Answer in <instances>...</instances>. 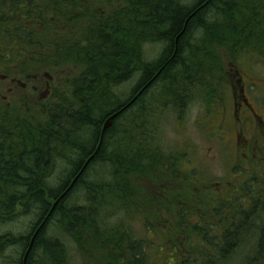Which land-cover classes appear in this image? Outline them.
<instances>
[{"label": "trees", "instance_id": "1", "mask_svg": "<svg viewBox=\"0 0 264 264\" xmlns=\"http://www.w3.org/2000/svg\"><path fill=\"white\" fill-rule=\"evenodd\" d=\"M151 43L165 45L152 63L144 51ZM252 54L264 61V0H0V75L27 85L47 78L33 90L50 95L35 101L26 116L0 104V123L25 124V160L0 161V217H15L23 200L25 212L36 217L25 236L1 235L0 253L21 242L15 263L63 264L66 247L47 236L56 218L90 257L88 264H152L153 254L162 264L264 263V164L257 172L244 169L251 189L230 180L211 185L194 165L191 175L182 170L186 177H179V159L156 163L162 155L147 125L141 127L148 123L147 109L138 106L159 86L166 103L202 99L216 116L229 89L224 58L234 62ZM64 66L73 69L69 85L53 90L54 79L61 80L55 72ZM136 72L141 77L128 87ZM60 163L58 186L51 188L47 180ZM98 163L111 165L109 180L87 179ZM143 176L155 182L157 194L133 180ZM78 190L79 205L63 208ZM108 206L123 221L109 226L100 213ZM135 220L143 225L142 237L131 227ZM156 234L166 237L163 246L151 245ZM39 248L43 256L35 261ZM245 248L251 253L239 260Z\"/></svg>", "mask_w": 264, "mask_h": 264}, {"label": "rangeland", "instance_id": "2", "mask_svg": "<svg viewBox=\"0 0 264 264\" xmlns=\"http://www.w3.org/2000/svg\"><path fill=\"white\" fill-rule=\"evenodd\" d=\"M164 46L165 45L161 43H151L145 45L144 51L146 61L152 63V61L157 59V57H159V55L163 51L162 49L164 48ZM252 55L253 56L242 55L241 57L243 58H240V61L234 62L230 61V59H227V57L224 58L225 67L230 72L228 86L233 83L234 87L232 94L230 89H226V93L231 97L229 102L226 101V106H228V116L226 117L228 123L227 125L230 128L225 132H221L223 133V135L221 133H217V131H219L218 129L223 118L222 114L224 113V110L220 111V113L216 116H213L214 113L213 115H210L209 111H207V103L205 100L200 99L199 101L194 98V100L191 99L184 105H181V102L178 101L177 106H173L170 102L166 103V98L162 99L160 97V87L158 86L155 87L145 97H143L144 99H142V101L140 100L138 102V106L144 104V108L147 109L146 111L148 123L146 124L144 122L141 127L147 125V132L153 138L154 144L162 155L161 157H156L155 160L157 164L163 166L164 164L170 163L169 161H172L173 158L174 160L179 159L180 164L177 165L181 168L180 170H178L179 177H186V173L191 175V171L194 170L191 167L192 165H194L200 167L199 170L202 169L207 173V177L208 179L210 178L211 185H215L216 182L219 181L224 182L230 180L233 181L234 184L238 183V187L241 185L245 188H252L249 182L251 175H248L247 172L244 171V169L247 168L251 162L243 163L240 160L241 157L246 156L245 153L247 151L245 147H242L243 143L249 144L250 142L252 144V149H254L255 147H259L264 143V139L261 137V135L254 136L255 134H257L255 131L257 129L253 127L256 125L258 126L259 124H262V122H264V61L258 59V56H255L254 54ZM55 73L61 80H56L57 78L54 79L55 82L52 86L54 88L53 90L60 87L64 88L66 86L65 83H67V86L69 85V82L67 81L73 73V69L71 67H60ZM43 74L44 73L42 72V75ZM140 77V72H136L131 78V81L129 80L128 84H131H127L128 87L132 86ZM46 79H40L42 81L36 84L27 85L25 83L24 88V86H22L21 84H12L10 80L2 79L0 77V104L8 106L7 109H9L10 111H15V114L17 115L26 116L28 109L33 108V106L35 105V101L44 100V98H48L50 96L47 93V90H44L42 92L43 94L41 95L37 94V92H34L33 90L35 87L40 88L43 84H45ZM250 82H254L257 84L258 88L255 90L258 91V102L255 99L256 95L248 92L247 86ZM244 86L246 87L244 98H248L250 100L251 105H253L256 113L258 114V121H256V123L250 122L248 126H246L245 124L248 130H246V128L244 127L245 129L241 131V129L239 128L241 127V124L239 123V125H237V123L234 124L233 122L235 120L233 117L231 104L234 97L233 93L237 94L238 96H243V93H240L239 90L240 87L243 88ZM16 107L18 109H15ZM244 110L245 108H243L241 116H243V113L245 116L251 115V110L249 108L248 111L244 112ZM0 111L4 110L0 109ZM218 111L219 108L217 109V112ZM6 119L7 121L5 122V124L10 125V123H17L12 121L10 122L8 118ZM259 121H261V123H259ZM120 122V128H122L123 121ZM261 126L264 128V124H262ZM119 137L120 135H115V138H117V140H114L115 143L113 147H117V141ZM252 137L253 139L252 141H250ZM245 138L247 141L245 140ZM114 151L115 149L112 148L111 153H113ZM170 153L172 156L170 155ZM252 163L255 164V161L253 160ZM261 163L263 164L264 161ZM62 164L63 163H60V169L47 180V183L51 188H56L58 186V179L61 177V173L64 168V166L61 167ZM189 169L190 172H188ZM151 170L154 171L153 168ZM182 170H186V173H184ZM111 171L112 169L110 164L108 165L107 163H98L94 166V168L91 169V175L89 174V178L87 179L90 181H107L110 178ZM143 178L144 179L134 177L133 180L136 182V184L138 183V185L144 191L157 194L158 186H156L155 182H153L152 179L148 178V176H143ZM208 184L209 180L207 181L206 178V185ZM144 191H142V194L147 196V192L145 193ZM240 192L244 193L242 189H240ZM82 195L83 190L76 191V193L72 194V196L63 203L62 207L70 208L77 205V203L79 205ZM228 196L229 194L226 195V197ZM23 201H19V205L16 206L15 212L17 211V213L15 217H0V236L12 234L13 236L22 237L31 230V226L33 222L36 221V217L25 212V207L23 208V205H21V202ZM31 210L34 209L31 207ZM198 210L199 209H195L194 213L201 214L200 212H198ZM100 213H102V215H106L105 222L109 224V226L123 221L124 216L122 217L120 214L111 216L110 206L105 208V211L102 210V212ZM157 213L162 215V211L160 210H158ZM147 215H149L151 218L155 217L150 211L147 212ZM99 216L95 220H98ZM144 219L146 220V218ZM150 220L153 221L152 219ZM169 220H175V216L173 215L172 217H169ZM151 221H148L150 226L154 225L156 228L162 227L160 224H157V222L154 221L153 223ZM130 222L131 227L134 228V231L142 237L141 231L143 225L141 224V222L138 220ZM102 225L104 228V224ZM144 229L146 230V228ZM150 235L152 236L153 233H149V236ZM47 236L50 238H59V240H61V242L66 247L68 258H64L63 264H88V258L90 257L82 252L80 244L73 242L69 238V235L67 237L66 234L62 230H60L56 218L53 221V224L48 228ZM153 239H155L154 241L156 242V244L154 241L151 243L153 247H156L157 245L163 246L165 243L164 241H166V237H164L163 235L161 237L160 234L154 235ZM254 243L255 242H253V244ZM21 245L22 243L20 242L19 244H14L13 246H7L2 251V253H0V264H17L15 262L20 256ZM251 249L252 248L243 249L242 252H240V257H238V259L242 260L244 256H246L248 253H251ZM163 253L170 254L171 249H163ZM41 256H43V251L39 248L37 249L34 260L36 261V259H42ZM92 260L94 261V258ZM59 261H61V259L52 261V264H54L53 262L58 264ZM151 261L152 264H162L163 262L162 260H159L158 255L156 254L152 255Z\"/></svg>", "mask_w": 264, "mask_h": 264}, {"label": "flooded vegetation", "instance_id": "3", "mask_svg": "<svg viewBox=\"0 0 264 264\" xmlns=\"http://www.w3.org/2000/svg\"><path fill=\"white\" fill-rule=\"evenodd\" d=\"M241 74V73H240ZM0 77L2 79H8L10 80V82H12V84H21L22 86H24L25 88V80L17 78V77H12V76H6V75H0ZM22 80V81H20ZM254 82H250L248 87V92L249 93H253L254 95H256L255 99L258 102L259 97H257V92L255 89H257V84ZM229 89L231 91V94L233 92V87L234 84L231 83L229 86ZM245 86L243 88L240 87V93H243V96H238L237 94L233 93L234 97H233V101H232V113H233V117H234V124L237 123V125H239V123L241 124V127H239L241 129V131H243L246 126L249 125L250 122L252 123H256V121H258L257 116L258 114L256 113V110L254 109L253 105H251V102L248 98H244L245 96ZM1 94V93H0ZM260 96V95H259ZM230 95H228L227 99L224 101V103L221 105L222 107L219 108V111L217 112V115L220 113V111L224 110L223 118H222V122L224 123H220L219 125V131H217V133H221V132H225L227 130H229L230 127H228V123H227V116H228V106L226 101H230ZM243 108H245V111H248V108L251 110V115L245 116L243 113V116H241L242 110ZM256 116V117H255ZM259 123H261V121H259ZM246 124V126H245ZM262 124H264V122H262ZM262 124H259L258 126H253L256 131L257 134L256 135H261V137L264 139V128L261 126ZM245 127V128H244ZM261 128V129H260ZM246 130H248V128H246ZM223 135V133H221ZM253 136V137H254ZM253 137L250 139V141H252ZM223 138V136H222ZM246 140V138H245ZM247 141V140H246ZM249 141V140H248ZM242 147H245L247 149L246 153H245V157H241L240 160L243 163H250V165L246 168L248 170H251L254 172H257L261 167L262 164L261 162L264 161V143L261 144L259 147H255L254 149H252V144L249 142V144H245L243 143ZM13 157H19L17 158L18 160H25V124L24 123H17V124H13L10 123L9 124H3L0 123V161H4L6 162V164L8 165L12 163L15 159ZM253 160L255 161V164H253ZM262 164V165H261ZM250 168V169H249Z\"/></svg>", "mask_w": 264, "mask_h": 264}, {"label": "water", "instance_id": "4", "mask_svg": "<svg viewBox=\"0 0 264 264\" xmlns=\"http://www.w3.org/2000/svg\"><path fill=\"white\" fill-rule=\"evenodd\" d=\"M117 115H118V113H115V114H112L110 117L107 118V120L105 121V124H104V126H103V131H104V130H107L108 127H110V126L112 125V123H113L112 121L114 120V118H115ZM90 160H91V158H90L88 161H90ZM87 164H88V162L85 164L84 168L86 167ZM84 168H83V169H84ZM76 179H77V178H75V180H76ZM75 180L73 181V183L75 182ZM73 183L71 184L70 187L73 186ZM63 195H64V194H63ZM63 195H62L61 197H59V198L54 202V204H53V206H52V208H51L49 214H51V213L53 212V210L55 209V207L57 206L58 202H59L60 199L63 197ZM37 232H38V231H37ZM37 232H36V233H37ZM32 244H33V241H32ZM32 244H31L29 250L27 251V254H26V256H25V261L27 260V255H28L29 252H30V249H31V247H32Z\"/></svg>", "mask_w": 264, "mask_h": 264}, {"label": "bare ground", "instance_id": "5", "mask_svg": "<svg viewBox=\"0 0 264 264\" xmlns=\"http://www.w3.org/2000/svg\"><path fill=\"white\" fill-rule=\"evenodd\" d=\"M29 250V249H28Z\"/></svg>", "mask_w": 264, "mask_h": 264}]
</instances>
